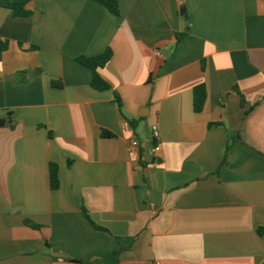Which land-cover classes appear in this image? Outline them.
Here are the masks:
<instances>
[{
    "label": "crops",
    "instance_id": "crops-1",
    "mask_svg": "<svg viewBox=\"0 0 264 264\" xmlns=\"http://www.w3.org/2000/svg\"><path fill=\"white\" fill-rule=\"evenodd\" d=\"M118 1L0 7V264H264V0Z\"/></svg>",
    "mask_w": 264,
    "mask_h": 264
},
{
    "label": "trees",
    "instance_id": "trees-1",
    "mask_svg": "<svg viewBox=\"0 0 264 264\" xmlns=\"http://www.w3.org/2000/svg\"><path fill=\"white\" fill-rule=\"evenodd\" d=\"M34 0H0V7L9 9L15 18H31L33 13L29 10V4L32 3ZM100 4L101 6L105 7L111 14L115 16H120V5L118 0H92ZM186 34H178V44L183 41ZM0 48L3 51L9 49V43L4 41L0 38ZM113 58V51L108 49L105 53L98 57L94 58H87V57H80L77 59V62L81 65L89 68L92 71V82L91 85L94 89L98 91H106L109 90L111 87L109 83H107L100 75L99 70L104 68ZM61 85V84H57ZM194 99H193V106L194 111L196 113H201L207 101V89L204 85L198 86L194 89ZM117 102L120 108L123 107L122 101L119 97H117ZM242 106L245 108L246 104L244 99L242 100ZM254 107L249 108L246 110V114L248 115ZM133 127L135 124L132 123ZM103 136H111L110 133L104 131ZM237 138L233 136L232 141L235 142ZM231 146L227 147L226 155L219 166L218 172L226 165L229 164ZM50 186L52 190H57L60 187V179H59V167L56 164L50 165ZM27 225L39 229L40 226L36 225L35 223L27 220ZM258 233L264 237V228H259ZM119 253H117L118 256ZM77 263V262H76ZM79 263V262H78Z\"/></svg>",
    "mask_w": 264,
    "mask_h": 264
},
{
    "label": "built area",
    "instance_id": "built-area-1",
    "mask_svg": "<svg viewBox=\"0 0 264 264\" xmlns=\"http://www.w3.org/2000/svg\"><path fill=\"white\" fill-rule=\"evenodd\" d=\"M177 1H181V0H177ZM158 54H160V52L158 53ZM152 132H153V136H154V138H155V140H156V145L154 146V148H153V150H152V153H159L160 152V150H161V147L159 146V139H160V131H159V128L157 127V126H154L153 128H152ZM139 145H140V143H139V141L138 140H136V139H134L133 141H132V147L133 148H137V147H139Z\"/></svg>",
    "mask_w": 264,
    "mask_h": 264
},
{
    "label": "water",
    "instance_id": "water-1",
    "mask_svg": "<svg viewBox=\"0 0 264 264\" xmlns=\"http://www.w3.org/2000/svg\"><path fill=\"white\" fill-rule=\"evenodd\" d=\"M185 11V10H184ZM7 121H8V125H9V123H10V118H7Z\"/></svg>",
    "mask_w": 264,
    "mask_h": 264
}]
</instances>
